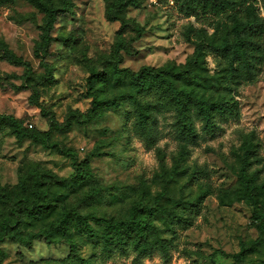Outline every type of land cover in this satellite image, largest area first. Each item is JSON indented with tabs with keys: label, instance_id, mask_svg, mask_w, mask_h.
Wrapping results in <instances>:
<instances>
[{
	"label": "rangeland",
	"instance_id": "1",
	"mask_svg": "<svg viewBox=\"0 0 264 264\" xmlns=\"http://www.w3.org/2000/svg\"><path fill=\"white\" fill-rule=\"evenodd\" d=\"M65 4L67 12L58 16L51 34L63 36L66 42L51 43L52 53L45 58L51 66L49 73L36 55L44 13L27 0L0 2V41L31 67L24 75L23 65L0 59V84H26L18 90L0 85V113L20 118L39 135L49 130L51 140L72 149L78 161L87 158L90 168L89 178L83 181L53 184L51 213L39 220L23 215L19 225L23 235L47 228L62 203H74L82 214L119 218L128 216L134 205L168 206L180 198L194 199L205 190L200 207L190 214L189 227L171 226L169 230L163 221L155 220L170 243V264H264V233L253 218V203L238 182L244 143L264 158V65L252 79L228 83L232 89L226 94L235 115L219 121L215 135L202 133L196 121L199 135L186 144L182 154L180 141L171 130L170 111L155 113V137L150 141L135 133L126 102L106 109L88 123H77L71 115L76 113L82 119L90 107L85 79L91 68L105 69L115 63L136 71L143 65H181L193 53L199 36L187 27H204L212 36L216 29L224 28V22L209 14L183 17L172 3L162 5L159 0H66ZM254 5L264 17L263 3ZM207 60L212 73L213 65ZM67 119V127L50 125ZM194 162L207 167L198 182L191 180ZM32 166L58 177L74 171L71 159L54 149L28 137L0 135V186L11 193ZM91 188L98 191L88 195ZM160 193L158 204L155 197ZM4 199L0 214L24 213L12 194ZM66 238L81 255L90 256V240L83 234L71 229ZM254 241L257 244L252 245ZM242 246L249 252L240 257ZM0 247L6 254L2 264H62L61 259L68 255L65 242L47 244L36 238L30 248L10 241ZM145 262L157 263L158 258ZM95 264H130V259L115 254L96 257Z\"/></svg>",
	"mask_w": 264,
	"mask_h": 264
},
{
	"label": "trees",
	"instance_id": "2",
	"mask_svg": "<svg viewBox=\"0 0 264 264\" xmlns=\"http://www.w3.org/2000/svg\"><path fill=\"white\" fill-rule=\"evenodd\" d=\"M3 0H0V2ZM44 13L42 40L36 49L44 69L51 72V66L45 58L51 54L50 45L55 40L66 42L63 36H52V30L61 13L67 12L66 0L60 3L49 0H27ZM162 5L172 3L183 17L212 15L221 18L223 29H216L212 36L204 27H187L194 34H199L193 53L181 65L169 64L161 67L143 65L132 71L112 63L105 69L91 68L85 79V96L90 99V107L81 119L76 113L71 117L77 123H88L103 115L110 107L126 102L129 107L127 115H132V127L135 133L146 140L155 137V113L159 110L171 112V130L180 141V153L186 144L194 142L199 135L195 124H201L200 131L215 135L218 122L235 115L234 104L226 94L238 79L250 80L264 65V17L256 10L255 3L264 0H159ZM121 47L117 44V50ZM212 73H209V61ZM0 59L24 66V75L31 71L30 64L15 55L0 41ZM8 75H5V79ZM12 77L21 78L13 75ZM5 84V85H4ZM2 83L3 87L20 89L25 82L16 85L13 82ZM112 93L108 94V88ZM217 93L215 96L214 94ZM51 127L62 128L70 125L67 119L63 124L50 122ZM0 135H13L17 139L31 138L43 147L54 149L61 155L69 157L74 169L68 177L41 172L32 166L26 178L10 193L0 186V204L5 205L6 195L12 194L15 201L24 211L23 214L8 212L0 214V244L5 241L30 248L32 239L43 240L47 244L65 242L68 255L61 259L62 264H95V258H109L119 255L130 259V264H148L147 259L157 257L153 264H170L171 250L169 241L163 237L161 228L155 220L163 221L169 230L171 226L187 228L191 225L190 214L197 210L205 190L194 199H178L171 205L158 207H139L134 205L126 217H102L94 213L82 214L74 203H62L56 218L51 219L47 228L38 232L23 235L19 228L23 215L35 218H46L52 209V185L64 184L69 180L89 178L88 159L78 161L76 153L62 146L49 137V130L37 134L27 128L20 118L11 114L0 113ZM245 144L240 157L238 182L242 192L249 196L254 205L253 218L258 221L260 233H264V158L256 154V148ZM196 169L191 180L198 179L206 173L207 167L194 162ZM98 191L91 188L87 194ZM162 193L155 197L160 204ZM71 229L83 234L90 240V256L81 255L76 245L67 242ZM257 244L256 241L252 245ZM248 248L242 246L239 256L243 257ZM0 247V264L5 257Z\"/></svg>",
	"mask_w": 264,
	"mask_h": 264
}]
</instances>
